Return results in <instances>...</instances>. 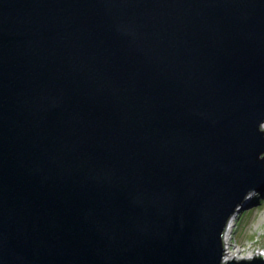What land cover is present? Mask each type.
<instances>
[{"label": "water", "instance_id": "water-1", "mask_svg": "<svg viewBox=\"0 0 264 264\" xmlns=\"http://www.w3.org/2000/svg\"><path fill=\"white\" fill-rule=\"evenodd\" d=\"M263 125L264 0H0V264H264Z\"/></svg>", "mask_w": 264, "mask_h": 264}, {"label": "rangeland", "instance_id": "rangeland-1", "mask_svg": "<svg viewBox=\"0 0 264 264\" xmlns=\"http://www.w3.org/2000/svg\"><path fill=\"white\" fill-rule=\"evenodd\" d=\"M254 194H256L257 199L245 204L244 210L238 213L233 220L234 227L230 245L233 248H239L240 254L237 253L236 255L246 256L258 251L264 253V191L262 193L256 191ZM255 208H257L256 211L239 222L238 216L241 213L249 212ZM226 247L227 245L225 249Z\"/></svg>", "mask_w": 264, "mask_h": 264}, {"label": "bare ground", "instance_id": "bare-ground-1", "mask_svg": "<svg viewBox=\"0 0 264 264\" xmlns=\"http://www.w3.org/2000/svg\"><path fill=\"white\" fill-rule=\"evenodd\" d=\"M262 128L264 130V125L262 126ZM233 220H234V218L231 219L228 222V224L226 226V229L224 231L223 237H222V242L224 244V248H223V256H224L223 258L224 259L222 258V263H226L228 261H232V260H236V259L247 260V257H245V256L236 255L237 253L240 252L239 248H236V247L233 248L230 245V239H231L232 229L234 227ZM226 245H227V247L225 249V246ZM250 254H252L253 257L254 256L255 257L257 256V257H262L264 259V254H262L260 251H258V252H252Z\"/></svg>", "mask_w": 264, "mask_h": 264}, {"label": "trees", "instance_id": "trees-1", "mask_svg": "<svg viewBox=\"0 0 264 264\" xmlns=\"http://www.w3.org/2000/svg\"><path fill=\"white\" fill-rule=\"evenodd\" d=\"M260 205H261V203L259 204V207H260ZM256 210H257V208H255V209H253V210H251V211H249V212L241 213V214L238 216L239 222H240L241 220H243L245 217L251 215V214H252L254 211H256Z\"/></svg>", "mask_w": 264, "mask_h": 264}, {"label": "built area", "instance_id": "built-area-1", "mask_svg": "<svg viewBox=\"0 0 264 264\" xmlns=\"http://www.w3.org/2000/svg\"><path fill=\"white\" fill-rule=\"evenodd\" d=\"M224 245V244H223ZM262 254H264L263 252H261ZM245 257H247V259H252L253 258V256H252V254H250V255H246ZM257 257V256H256ZM236 260H241V259H236Z\"/></svg>", "mask_w": 264, "mask_h": 264}]
</instances>
